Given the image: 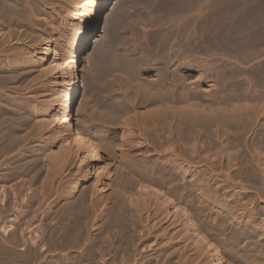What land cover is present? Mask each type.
<instances>
[{"label":"bare ground","instance_id":"bare-ground-1","mask_svg":"<svg viewBox=\"0 0 264 264\" xmlns=\"http://www.w3.org/2000/svg\"><path fill=\"white\" fill-rule=\"evenodd\" d=\"M108 2L109 0H91V2L88 4L85 11L83 12V17L80 20L79 29L76 32V34H74V37H73V41H72L71 49H70L71 59L69 60L68 64L64 65V67H62L61 69L62 70L61 71L62 83L65 85L66 95H65V99L63 103L58 104L59 106L57 108V112L59 113L58 117L60 120L59 125L67 127V130L69 131V133L73 135L71 137L72 139H74L73 141H75L73 143L77 145L78 148L80 149L81 156L78 158V164H76V166L78 167L76 168L78 173L75 172L79 176L80 181H85L88 175H90L88 174L89 172H87V169L92 162H94L95 165H97V168L95 169V171L98 173V175L101 173L99 169L101 168L102 170H104L103 168H105L102 165H100V162H102L104 158L100 145L95 143L93 141L94 139H92L90 135H88V133H85L81 131V129H78L74 125V120L77 119L76 116L79 113V108L77 105V96L79 93L80 83H81L80 75L83 69L82 54L91 36L93 35L97 27L98 21L100 19V16L102 14V11L107 6ZM204 2H205L204 0H127L126 3L124 2L125 5H130L132 8L133 7L136 8V11H137L136 14L139 15L140 17V18L138 17V19H140L147 25L149 24L148 25L149 28L146 31H142L141 29L142 32L141 31L138 32L139 31L138 29V31L136 32L137 29L135 30L134 28L135 30L134 31L132 27L131 29L135 32V33H133V31L131 32L133 33L132 35L133 38L135 35L141 38V42H139L138 45L134 44L135 47L134 48L131 47L132 49L128 48L127 47L128 45H126V47L122 45V47L124 48L123 49L124 52L121 50V52H123L122 55H118L119 53L118 54L116 53L118 51L117 50L118 48L117 49L115 48L116 52L114 51L115 49L112 50V53L114 54L115 52L119 57L115 59L116 62L114 63L113 66L110 64V66L112 67L110 71H115L116 73L118 72L122 73L125 75L124 78L127 77V80H124L126 82L123 81L125 84L123 88H124V92L126 93V94H123L124 95L123 98L124 99L131 98L132 101L134 100V103L136 105H142V104L147 103L149 105L147 104L146 105L150 106V104H152V107L154 106L153 107L154 109L150 110L151 112L147 111L146 114H144L143 112L142 114H144V116L141 117L142 116L141 115L140 116L141 119H143L144 121L146 119L147 120L150 119L153 121V123L154 121L163 122V120L165 121L168 120V122L166 123H169L171 125L169 126V124H167L168 129H169L168 131L169 133L167 134L172 135L173 137L174 136L173 127H174V129L177 131L176 133H179L178 141L181 142L182 145L184 146L183 147L181 145L182 147L180 146V149L182 148L183 149L182 153L184 154L186 153L187 155L189 152L192 151V149L189 148L190 151L188 152L189 149L187 150V144L189 141H186V140L189 138V135L192 134L191 132H193L194 129H197L196 127L197 125H199V123H200V126L202 125V128L203 126H205L204 124H206L207 121L205 123L204 116L207 117L208 116L207 114H210L208 118L211 117L213 119L214 124H215V121L217 122L227 121L228 123H230V125L233 124V125L238 126V125H241L244 121L246 122V120H244L245 118L247 119L246 117L247 115H245V113H248L249 111L248 110L245 111L244 109L243 111H245V113L243 111L242 112L239 111L241 109L239 110L236 109V104L239 102H243L244 104L240 103V105L241 104L245 105V103L248 104L250 100L252 101L254 99L257 100V99L264 98V95L262 93L264 87H262V89L257 87L259 86L258 84H260L261 86V83H258V82L261 79H264V65L254 66L253 69L251 68L252 73H250V76L253 75V78L251 77L252 79L247 77L244 73H242L241 68L242 66H244L243 64L242 66L240 65V67L236 66V64L237 65L241 64L243 60H245L244 62L245 64L246 61H248L251 58H253L255 62L256 61L255 59L257 58L254 59V57H256L257 55L258 57L260 56V58L262 57L259 54L264 51V46L262 47V44L264 43V0H214V2L213 3L211 2L212 4L210 5L212 6L213 11L210 9V11L212 12L209 13V10H208V13L210 16H208L205 19H204ZM208 4H210V2H208ZM131 7L128 6L129 9ZM125 9H127V7ZM116 10L117 12H119L118 10L120 9L116 8ZM116 10L114 9L115 14L118 16L119 13L117 14ZM147 14L148 15L150 14V15L148 16ZM21 15H22V10L18 4H16L12 0H0V22L1 23L3 21H7V23L13 24L14 26V24L17 23L16 22L17 20L22 19L20 18ZM127 17L125 21L126 20L128 21ZM23 21L21 20V22ZM130 22L132 24V20ZM117 23H118L117 19L112 18L111 27L114 26L113 28L116 29L115 26H117ZM121 23L123 25L124 22H121ZM144 23H142L143 26L146 25ZM4 24H6V22ZM118 25L120 26V24ZM5 26H7V24ZM124 27H122V29L125 30L126 28ZM124 30L122 31L124 32ZM14 31H16V29ZM14 31L11 30V33H14ZM115 31L116 30H114V32ZM127 37H128V40L132 39V38L129 39V36ZM127 37H123V38H127ZM8 38L6 40H8ZM12 40L13 41L11 42H14V38ZM128 40H125V41H128ZM2 41L3 40L1 39L0 43ZM132 42L134 41L132 40ZM124 43L126 44V42ZM7 44L9 45L8 41H7ZM7 46L4 45V47L3 46L2 47L6 48ZM18 49L19 48H17V51ZM47 49L48 47H45L44 54H47ZM25 50H27V48ZM25 50H22L19 53L18 57H21V58L24 57V55L26 54ZM208 50H212L213 52L215 51L214 53L218 52V54L220 55V58L223 61H220L221 59L217 58V62L218 60L220 61V63L223 66L222 67L223 69L221 68L220 65H219L220 67L218 68H221L222 70L221 69L220 70L222 72L224 71V75L220 73L219 70H218L219 72L217 71L218 68L217 69L215 68V70L217 73L222 74L223 77L225 76V74L227 75V78L229 77L228 79L230 81H227L226 83H232V85L228 84L229 86H227L225 85L224 83L225 81H224L222 84L218 86L215 85V89L217 86L218 88L216 89L217 91L227 90L228 88L225 89L226 88L225 86L229 88L230 86H232L229 91L227 90L228 92H232L231 90L232 88H234V91L231 93V95L228 98L224 96L226 97V99H222L223 96H221L220 97L221 99H219V96L215 95L216 93L210 90L211 93L212 92L215 93L214 94L215 96L213 94H211V96L213 95L215 98L216 96H218V100H216L217 98L216 99L213 98L209 100H212V102L210 101L211 103H214V101H217L220 103L221 102L226 103L228 105L231 104V107L230 105L228 106V105H223V104L221 105V104H216V103L214 107L212 106L213 108H210L211 105L213 104H211L208 108L205 105L204 107L201 104L193 105L192 103H190L191 101L189 102L188 99L189 98H192V100L193 98L198 99V96L202 95V93H199L200 90L199 91L195 90L196 92L199 93V95H197L195 93L193 94L189 93L187 89H184L181 91L182 92L181 94L179 93L180 94L179 97L176 96L177 95L176 93L179 92L177 91L176 86H178L180 83L190 82L189 81L190 79L189 80L187 79L188 78L187 72H189L188 67L190 68L191 65H194L196 67L199 66L200 62H198L197 59L201 58L202 57L201 54L203 52L205 53ZM116 54H115V57H116ZM2 55H4V53ZM97 55L99 56V54H96L95 57H97ZM208 55L209 54H207V56ZM55 56L56 54L54 51V57ZM18 57L16 61H19L20 58ZM263 58L264 56L262 57V59ZM111 59L114 60V58H111ZM225 59L226 60L230 59L236 64L231 67H228L229 65L225 66L226 63H229ZM13 60L11 62H13ZM99 61H101L100 57L97 59L96 64ZM224 61H226V63ZM8 62H7L8 65L7 64L5 65L4 64L5 62L3 63L0 60V264H29L30 262L34 261L35 258L37 259V257L39 258L40 256H42L41 255L42 253L46 254V253H51L54 251H56V253L54 252L55 254L59 253L61 254L62 257L57 260L54 259L55 261L53 262L51 261L52 262L51 264H96L97 261H99V258L101 257L99 256L98 260L96 261L97 253L107 254L108 257L110 258L108 262L109 264H200L202 260L205 259L206 257L207 259H209L206 264H210V263L211 264H222V261L224 260H222L221 253L226 251L227 249V247H225L226 246L225 243H223L224 241H222L223 240L222 238L224 237L228 241L227 243L230 244V245L228 244L227 245L233 247L235 251V254L234 252L231 254H228V258L231 261L230 263H233V264H264V219H263V223L257 226L250 222L255 218V215L257 213L256 209L254 208L251 209L247 216L248 221L243 222L242 220H240V218L236 217L237 215L235 216L233 214V211L237 210V208L241 209V211H239L241 215H243V213L246 210H248L245 208V206L241 207L242 204L241 205L235 204L233 207L231 206L232 208L231 209L225 206L226 203L223 205L222 203L221 204L214 203L212 204L211 208H212V211L216 212V217L214 216L215 218H213V220H215L213 222L215 223L213 225L212 223L211 225L205 224L204 227H202L201 229L199 225L201 223H198V221L199 222L202 221L201 216L203 214L200 213L199 211L200 209H198L199 212L196 210H194L195 211L194 212V211H189V209H187L188 204L186 205V207L183 206L186 203H184L182 206L180 205L181 201L179 200L180 199L179 197L185 196L187 192L192 191V190H188L186 187V184L188 182L185 176L187 175L186 173L188 171V168H187L188 166L185 167V165L188 162V159L186 163L185 162L178 163L179 165L181 163L180 165L181 168H178L174 165L177 168V169L175 168L176 169L175 170L174 167L172 166L173 164H170L169 162L172 156H170L169 159L165 158L166 160L165 162L161 163V167L164 170L166 167L172 168L174 170V171L171 170L173 171L172 173H167L166 171V173L168 174L167 175L166 173L163 172V170H161L160 167L159 168L157 167V168L162 171V174L160 171H159L160 174H158L157 173L158 170L155 171L157 163L153 162L154 158L153 160L150 158L153 162L152 165H149L150 168H142L146 164L143 165L144 163H141L140 161H138L139 159L137 158V156H135L136 154L133 155L131 153L130 154L131 158L127 160V158L129 157H126L125 158L126 161L123 163L121 162L119 158L120 160L119 164L120 166H122V168L119 167L121 170L118 169L119 170L118 171L116 170L117 166L114 164L115 166L114 173L112 172L113 170L111 169V172L113 173V176L115 175L114 176L115 178L113 179L114 180L113 185L110 187V192L107 191L109 192L108 196H106L108 199L107 202L109 205L106 203V201H104L108 205V207L105 209V211L100 212V214L96 213L98 211L96 208L99 207L98 204L100 201L103 202V199L101 197L103 195L100 196L101 198L100 197L97 198L99 191L94 186L96 184H92L90 186L91 188L90 190H87V188L85 187L83 190V193L81 192L82 190L81 191L79 190L80 191L79 194L80 193L82 194L81 195L78 194L79 196L76 195L77 197L75 196V192L79 189V184L77 182L75 183L73 182L74 184L72 183L73 188H70L72 191L71 192L68 191L67 193H69V195L67 196L64 195L66 192L63 194L64 188H65L64 186H62L61 188L62 190L58 192L57 190H59L60 187L58 189L57 187L58 185L56 183L55 185H57L56 186L57 189H54L55 186L52 185L55 182L54 179L56 178V176H58L59 179L62 180L60 177L62 174L60 173V176H59L58 173L59 171H61V169H63L62 167L68 166V164L72 160L73 155H71L69 151L71 146L70 145L67 146L68 143L66 141L63 144H66V146L69 147V149H66L67 147L65 146H64L65 148H59V150L57 149V151L56 150L51 151L49 149L50 151L48 150L49 152H47V154L43 153L44 149L42 150L41 148H39V145L36 149L30 148L29 151L25 148L26 141L28 140V142H30L35 138L32 137L30 139L25 140L26 137L24 138V131H23V134H21L22 130L24 128H25L24 130H26L27 126L25 125L26 123L29 124L27 122L28 121L27 119L31 117V114L36 115L39 111H42V110L38 111V108L36 107H35L36 108L35 110L32 109L34 104L31 105L32 107L29 106L31 107V110H30V108L25 106L23 103L17 102V100H14V98H12L14 101H10L11 97L9 99L7 95L9 92L8 93L6 92L7 94L5 93V95H2L3 94L2 92L4 90L3 91L1 90L4 88L6 90V87L9 88L8 84L11 82V78L13 77L10 75L12 74L11 68L16 66V64L11 65V63L9 64ZM204 62H206L207 64V61H204ZM217 62H214V63L216 64ZM152 64H154L155 66V70H156L155 78L156 79L155 80L153 79L154 81L152 80V83H150L148 79L146 80L144 78L146 80L145 82L146 84H145L144 83L145 80L144 81L142 80L143 81L142 82L140 81L139 78L141 77L143 72H146L151 69ZM207 65L203 64L202 66L207 67ZM199 67H200L199 68L200 70L201 65ZM209 67L212 68V65L210 64L208 68ZM208 68L206 69V71L210 70ZM202 70H205V69H202ZM10 71L11 73H9ZM248 71H249V68H248ZM203 75H204V71H203L202 77ZM15 76H18V75H15ZM15 76L12 79H15ZM220 76L221 75L216 76L219 79V80L216 79L217 81H219V83H221L220 78H222ZM141 79H143V77ZM178 80H179V84L176 85L175 83ZM18 81L19 80H17L16 82ZM130 82H136V84L138 85V86L136 85L138 89L134 86L137 89L136 91L135 89L134 90L132 89V86L135 84L133 83V85L130 86L132 84V83L130 84ZM147 82H149L150 84L149 83L147 84ZM11 85H10L11 87H14L13 86L14 84H11ZM192 87L194 90L195 87L194 86ZM11 89L14 92L17 89V87L15 88V90L13 88ZM147 90L149 91V93L147 92ZM133 91H135V95L133 94ZM131 93L133 94V96L130 95ZM225 94L226 93L224 94L222 93V95H225ZM14 95H11V96L15 97ZM16 96H19V94ZM20 96H22V94H20ZM120 98H117V99H120ZM123 98H121L120 100L124 101L122 100ZM203 98L208 100L207 97H203ZM29 100L31 102V99ZM120 100H118L117 101L118 103L116 102L115 105L121 103L119 102ZM125 101L127 102H124V103H129L128 100H125ZM176 101L178 102L177 105H179V103L181 105L173 107V104H175L174 102ZM256 102H258V100L255 101V103ZM27 103H28L27 105H30L29 101ZM110 103H112V101L109 102V104L107 103L105 104L110 105ZM171 103L173 104L171 105ZM131 104H133V102ZM232 104H235V105L232 106ZM247 104H246V108L248 109L249 104L248 105ZM259 104L260 103H258V105H255V107L259 109V111L264 110V104L263 103L260 105ZM129 106H126V107H129ZM114 107H115V110H116V107L119 108L118 106H113L112 109ZM126 107L123 106L122 108L124 109ZM257 109L255 111L253 109V111L256 112ZM121 111L124 112V110H121ZM200 111H202L203 114ZM260 113L261 112H259V114ZM254 116L256 115L254 114ZM212 119H209V120L207 119V120L210 121ZM40 120L39 121L41 123L40 122L39 123L42 125L38 124L36 120L35 122L39 125V127L40 126L42 127L40 129L41 131L44 129L46 130L47 128L45 127L49 123H51V120H47L45 118L40 119ZM131 122L133 121L130 120L129 125L131 124ZM135 122H138V121L136 120ZM145 123L147 124V122ZM248 123H246V125ZM133 124L136 125L137 123L133 122ZM133 124L131 125L132 127H133ZM35 125H33V127ZM37 127L36 128L34 127V129L37 130ZM139 127L141 126H138V128ZM142 127L145 128L144 126ZM146 128H148L147 125H146ZM146 128H145V131H147V134H148L149 130H147ZM208 128L209 127L206 126L205 129H208ZM141 129L139 130L141 131ZM163 129H165L166 131V128L163 127ZM40 130L38 129L37 131H40ZM129 130H128V133L133 132V130L131 129ZM197 131L199 132V130ZM34 132L35 131L33 130L32 132H29V133L33 134ZM161 132L164 133L163 130ZM204 132L205 130L203 131V134ZM25 133H27V136H28L27 138H29L28 130L27 132L25 131ZM243 133L244 132H242V134ZM200 134L202 133L200 132ZM33 135L35 136V134ZM125 135L127 134L125 133ZM129 135L131 137L132 134H129ZM143 135L147 136L145 133ZM148 135L150 137L153 136V135L151 136L150 134ZM36 136H37V133H36ZM159 136L158 138L155 137L158 141L160 140ZM124 137L121 136V138L123 139ZM40 138H39V141H40ZM259 138L264 139V136L259 137ZM173 139L175 140V138ZM128 140L129 141H127L126 144L129 143V146H128L129 149H133L137 147L136 143L138 144V141L136 142L135 140L134 142L136 143H134L132 140L133 144H135V145H132L130 139ZM174 140H173V143H174ZM168 141H170L169 136H168ZM178 141H176L175 144H177ZM162 142L159 141L158 143H161L160 145H162ZM170 142L172 143V141ZM36 143L39 144V142H36ZM47 143L50 144V141L47 140ZM118 143L116 142V144ZM123 144L122 145L120 144V145L123 146ZM175 144L173 145L176 146ZM43 145H46V142ZM173 145L172 147L174 148ZM179 145L180 143L178 144V146ZM178 146H176V148ZM24 148L28 152L21 154L20 152H23L22 150H25ZM44 148H46V146ZM169 148L172 149L171 146ZM122 150H124V146ZM173 150L172 152L174 153ZM129 151L130 150H128V152ZM139 152H142V150H140ZM139 152L138 153L136 152V153L139 155L140 154ZM257 152H261V151L257 150ZM257 152L255 153L257 154ZM173 153L172 155H174ZM176 153L180 155L181 152L180 153L176 152ZM191 153L188 156L192 155ZM120 154H121L120 156L123 157L122 155L124 153L123 154L120 153ZM127 154L124 156H127ZM170 154H171V151H170ZM256 154H253V155L257 156L258 154L257 155ZM143 156H144V153H143ZM261 156L262 155H260L259 157ZM111 157H114V156H111ZM174 157L175 155L173 156V158ZM42 158L46 159L49 163H51L50 166L53 165L56 167V168H52L53 166L52 167L49 166L50 168H52V171L56 170L55 172L53 171L54 173L53 175L50 174L52 177V183H51V180H48V182L50 181L48 183L50 184V186L46 188L45 184L47 183V180H45L46 178L42 177V179H44L46 182H43L45 183L43 185L44 187H42L40 190L31 188L29 184L27 185L24 184L25 188L29 185L28 186V188L30 187L29 189H26L25 191L22 190L23 186L22 185L20 186V184L18 185V181L19 179H21L19 177L29 172L31 174V178L30 177L29 178L31 180H36L38 172H40L38 171L37 166L39 162L43 160ZM185 158H189V157L186 156ZM119 160H117V162ZM47 161H43V162L47 163ZM142 162H144V160ZM258 162L260 163L261 161L259 160ZM111 163L112 161H109L108 165H111ZM174 163H176V161ZM108 165H105L107 166L106 167L107 173H105L106 178H108L107 175H110L111 173L109 171ZM255 165H259V164L256 163ZM263 165L258 166V167L260 168L263 167L264 169ZM255 167L256 166H254V168ZM249 168L247 169L250 170ZM47 169L48 168H46V170ZM50 171L48 169L46 173L48 176L45 174L44 177L46 176L50 178L48 174V172ZM254 171L255 170H253V172ZM253 172L251 171V173ZM96 177H97V174H96ZM97 178H99V176ZM25 180H26V177H25ZM184 180H186L187 182L186 184L185 182H183ZM71 181L69 180L68 183ZM63 183H65V186H66V182H63ZM39 185L40 187L42 186L41 183ZM67 185L70 186L71 183ZM105 185H103V187L101 186L102 189L105 187ZM85 186H88V185H85ZM5 187H7L8 190L10 188V191L12 192V196L8 195L11 192H8V194H6L7 192L5 191L7 189L5 190ZM199 188L200 187H198V189ZM65 189L68 190L67 187ZM195 189L197 190V187ZM210 192L212 193L213 191H210ZM214 192H216V190ZM197 193H199V191ZM51 195L53 196V198L50 199L49 202L46 203L45 201H48V198ZM222 195H221V198H222ZM210 197L211 196H209V199ZM104 198H105V195H104ZM175 198L177 199L179 198L178 200L180 202H177ZM205 200H207L208 202L216 201V200L212 201V199L208 200L207 195H205ZM24 201L28 207V210H27L28 215L29 213H31V217L30 219L28 217V219L22 221L23 220L22 216L24 213H26L25 212L26 210H23V209L21 210L18 208V213H15V215L13 213H14V209H16L17 207H20V206H17L16 203L24 202ZM25 203H21V204L23 205ZM45 203L46 205L45 207H43ZM15 204L17 207L15 206ZM21 204H18V205H21ZM99 205H102V204H99ZM207 205L205 207H207ZM192 207L191 209H194ZM100 208L98 209L100 210ZM37 213L41 214V218L39 216L40 224H36L37 223L36 222L35 223L36 225L33 224V227L30 228L28 225L34 220L37 221V218H38ZM235 213L238 214V212H235ZM8 215H13V217L8 218ZM28 215H26V217ZM98 215H100L101 217ZM99 219H102V220L101 222L97 223ZM8 221H11V222L8 223ZM206 221H208V219ZM22 224L24 225L22 226ZM208 236L210 238L213 236L212 239L213 238L217 239L219 236H221L222 238L221 237L219 238H221L220 241H222V243L219 242L218 244L221 243L222 246L225 245L224 247L226 249L220 252V250L217 248L218 246L216 247V245L218 244H215L213 241L214 239L212 240ZM243 237H247V239L255 238L256 241L253 240L254 242L253 243L250 240H248L252 244L251 243H248L249 245H247L246 243L241 244ZM18 243L19 245L23 243L22 245L23 247L18 246ZM16 245L20 248L19 249L21 250L20 252L19 251L15 252V250L13 252L11 250V246H13L14 248V246L16 247ZM156 245H158V247L155 248ZM233 248H230V249H233ZM230 249H228L229 250L228 252H230ZM190 250H192V254L188 253ZM150 251H153V252L150 253ZM69 253H74V255L70 256ZM59 254L56 256H59ZM105 257L103 256L102 258L105 259ZM102 258H100V260ZM102 260H101V263H102ZM204 262L205 260L203 261V264H205ZM32 263L34 264V262Z\"/></svg>","mask_w":264,"mask_h":264},{"label":"rangeland","instance_id":"rangeland-1","mask_svg":"<svg viewBox=\"0 0 264 264\" xmlns=\"http://www.w3.org/2000/svg\"><path fill=\"white\" fill-rule=\"evenodd\" d=\"M12 1L15 2L16 4H18L19 7H21L22 15H21L20 18H22V19L17 20L16 22L18 24L15 22L16 24H14V26H13V24L7 23V21H3L2 23L0 22V33L2 34V35L0 34V37H1L0 41H1V39L3 40L0 43V53H1L0 54L1 55L0 60L3 63L5 62L4 63L5 65L7 64L8 61H9L8 63L9 64L11 63V65L16 64L15 67L11 68L12 74H10V75L13 76L12 78H14L15 75H18V76H15V79L11 78V82L10 83L14 84L13 86L15 88L17 87V89L15 90V88L11 87L12 85L9 83L8 84L9 88L6 87V90L4 88L1 91L4 90L2 92L3 93L2 95H5L6 92L7 93L9 92L8 94L7 93L6 94L8 95L9 99L11 97L10 101L17 100V102L23 103L25 106L30 108V110H31V107H32L31 105L34 104L32 109L35 110L36 108H38V111L42 110V111H39L40 113L38 112L39 114L38 113L36 115L35 114H31V117H29L27 119L28 120L27 122L29 124L26 123V125H25V126H27L26 130H24L25 128L22 130L21 134H23V131H24V138L26 137L25 140L30 139L32 137L36 139V141H35V139H33L30 142H28V140L26 141V147L25 148L28 151L30 150V148H32V149L35 148L36 149L38 147V145H39V148H41L42 150L44 149L43 153L47 154V152H49L50 150L51 151L52 150L53 151H55V150L57 151V149L59 150V148H65V147H67L69 145L71 146L69 151H70L71 155H73V157L70 156V157H72L73 161L71 160L70 163L68 164V166L62 167L63 169H61V171H59L58 174H59V176H60V173L62 174L60 176L62 180H60L59 177L56 176V178L54 179L55 182H54V184H52L53 186H55L54 189H57L56 186L58 185L57 187H58V189L60 187V189L57 190V191L60 192L62 190L61 189L62 186H64L65 188L67 187L68 190L64 188V192H63V194L66 192L64 195L67 196V195H69V193H67V192L68 191L71 192L72 190L70 188H73V184L75 182H77L79 184V189L77 190L78 192L76 191L77 194L75 192V196L76 195L79 196V195H81L83 193V190H84L85 187L87 188V190H90L91 189L90 186L92 184H96L94 186L98 189V191H99L98 193L100 194V195L98 194L97 198H99L101 195H103V196H101L102 199H103V202H101V201H100L101 203L99 202V204H102V205L98 204L99 207H97V205H96V207H97L96 209L98 210L96 213L100 214V212L105 211V209L109 205L108 202H107L108 199H107L106 196H108V194L110 192V187L113 185V182H114V180H113L115 178L114 177L115 175L113 176V173L115 171L114 164L117 166L116 170H118V169L121 170L119 168V167L122 168V166H120V164H119L120 160H121L122 163L125 162L126 161L125 158L129 157V158H127V160L130 159L131 158L130 154L132 153L133 155L136 154L135 156H137V158L139 159L138 161H140L141 163H144L143 165L146 164L145 166H143L141 164L143 166L142 168H150L149 165H152L153 162H155V163H157L155 171L158 170L157 171L158 174H160V172L162 174L161 170H163L164 173H166V171H167V173H172L174 171L172 168L166 167L167 170H166V168L164 170L161 167V163L165 162L166 159H169L170 156H172L171 159L169 160V162H170V164H173L172 166L174 167V169L176 167L181 168L180 167L181 163H183V162L186 163L187 159H188V162L185 165V167L188 166L187 167L188 171L186 173L187 175L185 176L188 183L186 182V180H184L183 182H185V184L187 183L186 184L187 189L188 190H192L193 192L189 191V192L186 193L185 196L179 197L180 199L179 198L178 199L182 203L177 198H175V199L177 200V202H180L181 206L184 203H186V204L183 205V206L186 207V205L188 204L187 209H189V211H194V210L198 211V209H200L199 210L200 213L203 214L202 216L200 215L202 221L201 222L198 221V223H201V224H199L201 229H202V227H204L205 224H210L211 225V223H212V225H213L215 223V222H213V221H215V220H213V218L216 217V212L212 211V208H211L212 204H214V203L215 204H217V203L221 204L222 203V205L226 203L225 206H227L229 208H231V206L233 207L235 204H238V205L242 204L241 207L245 206V208L248 209V210H246L247 212L245 211L243 213V215H241V213H239V211H241V209L237 208L238 211L237 210H235V211L231 210V211H233V214L235 216L237 215L236 217L240 218V220H242L243 222L244 221H248V217L247 216L249 214V211L254 208V209H256L257 213L255 215V218L252 221H250V222L255 224L256 226L263 223V219H264V169H263V167L260 168L258 166H262L264 164V139L259 138V137H263L264 136V113H262V112H264V110L259 111V109H257L255 107V105H258V103H260V104L263 103L264 104V98L263 99H257L258 102H256V103H255V101H257V100H255V99H254L255 101L254 100H252V101L250 100L251 103H250V101L248 102V104H249L248 109L246 108V104L247 103H245V105H242V104H244L243 102H239V103L236 104V109H238V110L241 109L239 111L242 112L243 109L245 111H247V110L249 111L248 113H245V111H243L245 113V115H247L246 116L247 119L246 118L244 119V120H246V122L244 121L242 123L243 125L242 124L238 125V126L233 125V124L230 125V123H228L227 121H222V122L221 121H219V122L215 121V124H216L215 125L214 122H213V119L211 117L208 118V116H210V114L206 113L208 116L207 117L204 116L205 123L207 121V123L204 124L205 126H203L204 129L202 128V125L200 126V123H199V125H197V127H196L197 129H194V131L191 132L194 135H192V134L189 135V138H191V139L188 138L186 140V141H189L188 144H187V150L190 148V149H192V151L193 150H195V151H193V152L191 151L192 152L191 153V152H189L190 149L188 150V152H189L188 155L190 153L192 154V155H190L191 157L188 156L186 153L185 154L182 153L183 149L182 148L180 149V146L182 145V143L178 141L179 133H176L177 131L173 127V132H174L173 135L174 136L172 137V135L167 134V133H169L168 132L169 129H168V125H167L169 123H166V122H168V120L167 121L163 120V122L162 121H159V122L154 121V123H153V121L150 120V119H148V120L146 119L145 121L143 119H141V117H143L144 114L147 113V111L151 112L150 110L154 109L153 108L154 106L152 107V104H150L151 107L147 106V105H149L147 103H146L147 105L146 104L136 105L134 103V100L132 101V99L130 97H129L130 99H128V98L124 99L123 98L124 97L123 94H126V93L124 92V88L123 87L125 86L124 82H126L124 80H127V77L124 78L125 75L122 74V73H119V72L116 73L115 71H110V69H112L110 64L113 66L114 63L116 62L115 59H117L119 57L118 55H122V53L124 52V50H123L124 48L122 47V45L124 47H126V45H128L127 46L128 48H131V47L134 48L135 47L134 44L138 45L139 42H141V38H139V37H137L135 35H134V38H133L132 35H133V33H135L134 31L136 29H137L136 32L138 31V29H139L138 32H140L141 29H142V31H146L149 28V26H148L149 24L147 25L146 23H144L143 21L138 19L139 15L136 14L137 13L136 8H134V7L132 8L130 5H125L127 0H109L107 6L102 11V14H101L100 19H99L98 24H97V27H96L93 35L91 36L86 48L83 51V54H82V67H83V69H82L81 75H80V80H81L80 82L81 83H80L79 93H78V96H77V105H78V108H79V113L76 116L77 119L74 120V125L78 129H81V131H83L85 133H88V135H90V137L92 139H94L93 141L95 143H97L98 145H100V148L102 149L101 151L103 152L102 154L104 156L103 161L100 162V165H102L105 168H103L104 170H102L100 168L101 170L99 169V171L102 174L100 173L98 175V173L95 171V169L97 168V165H95V163L92 162L89 165L88 169H87V172H89L88 174H90V175H88V177H87V179L85 181H80L79 176L76 174V173H78L77 170H76V168H78L76 166V164H78V158L81 156L80 155L81 152H80V149L78 148V146L73 143V142H75V141H73L74 139L71 138L73 135L69 133V131L67 130V127L59 125L60 120H59V117H58L59 113L57 112V108L59 106L58 104L63 103V101L65 99V95H66L65 85L62 83V74H61L62 70L61 69H62V67H64V65L68 64L69 60L71 59V52H70L71 50L70 49H71V44H72V41H73L74 34H76V32L78 31L79 25H80V20L83 17V12L85 11L86 7L91 2V0H15V1L12 0ZM128 6L131 7V8L129 9ZM124 7L125 8L127 7V9H125ZM116 8L120 9L121 11L118 10L119 12H117ZM114 9L116 10L117 14L119 13L118 16L115 14ZM127 16H129V17H127ZM126 17L128 19V21L126 20L127 22L125 21ZM112 18H116L117 21H118L117 26H115L116 29L113 28L114 26L111 27ZM21 20L22 21L24 20V21L21 22ZM131 20H132V24L130 22ZM19 21L21 22V24H20ZM5 22H6L7 26H5L6 25V24H4ZM121 22H124L123 25H122ZM128 22H130V23H128ZM142 23H144L146 25L143 26ZM2 24H4V25H2ZM118 24H120V26ZM122 27H124L126 29L124 30V29H122ZM10 28H12V29H10ZM131 28L133 30L135 28V30L133 31ZM15 29H16V31H14ZM11 30L14 31V33H11ZM114 30H116V31L114 32ZM122 30H124V32ZM132 31H133V33H131ZM7 32H9V33H7ZM11 34H12V36H11ZM14 36H16L17 38L14 37ZM127 36H129V39L130 38H132V39L128 40ZM6 37L7 38L9 37L8 40H6L7 39ZM123 37H127V38H123ZM3 38H5V39H3ZM11 38L12 39L14 38V42H11V41H13ZM125 40H128V41H125ZM132 40L134 42H132ZM7 41H8V43H9V45L11 47L7 44ZM124 42H126V44ZM4 45H6V46L8 45L7 47L9 49L7 47L3 48ZM263 46H264V43L262 44V47ZM45 47H48L47 54H44ZM11 48L12 49L15 48V49L12 50ZM17 48H19L18 49L19 52L17 51ZM24 48L25 49L27 48V50H25ZM115 48L116 49L118 48L117 52H116ZM10 49H11V51H10ZM119 49H120V51H119ZM22 50H25L26 54L24 55V57L21 58V57H18V55H19V53ZM112 50H114L117 54L118 53L119 54L117 55L114 51H113L114 52V54H113ZM121 50L123 52H121ZM54 51H55V54H56L55 57H54ZM10 52H11V54H10ZM110 52H111V54H110ZM214 52L212 50H208L205 53L203 52L201 54L202 57L197 59V61L200 62L199 66L201 65V69L200 70H199V68H200L199 66L196 67L194 65H191L190 68L188 67V71L189 72H187V77H188L187 79L188 80L190 79L189 80L190 82L180 83L179 84V80L176 81L175 84L176 85H178V84L180 85V86L178 85L179 87L176 86L177 91H179L178 93H176L177 94L176 96L179 97V95L182 93L181 91L184 90V89H187V91H189V93H192V94L195 93V94L199 95V93H202V95L198 96V99L197 98H193V100H192V98L188 99L189 102L191 101L190 103H192L193 105H195V104L196 105H200L201 104L203 106L205 105L207 108L211 104H213V105H211L210 108H213L214 105H216V104L228 105L226 103H222V102L220 103V102H217V101H214V103H211L212 100H209V99L215 98L214 97L215 95H218L219 99H221L220 98L221 96H223L222 99H226V97L228 98L231 95V93L234 91V88H232V90H231L232 92H228L232 86H230V88L227 87V86L232 85V83H226L227 81H230V80L228 79L229 77L227 78L226 74L223 77L224 71L223 72L221 71L223 69L222 68L223 66L220 63V61H223V60L220 58V55L218 54V52H216V53H214ZM263 52L259 54L262 57L264 56ZM3 53H4L5 56L2 55ZM206 53L209 54L210 56L208 55L209 56L208 57ZM96 54H99V56L97 55V57H95ZM115 54H116V57H115ZM205 56H207V57H205ZM17 57L20 58L19 61H16ZM99 57H100L101 61H99L96 64V61H97V59ZM262 57L260 58V56L258 57V55L256 57H254V59L255 58L258 59V60L255 59L256 60L255 62H254L253 58H251L249 60L247 59L248 60V61H246V63L248 62L247 64L246 63L244 64L245 60H243L241 62V64H238V65L235 62H233L232 60H230V59H228V60L225 59L229 63H226V61H224V62L226 63L225 66L229 65L228 67H231V66H233L235 64H236V66L240 67V65L242 66V64H243L244 66H242V68H241L242 69V73H244L249 78H251V77L253 78V75L250 76V73H252V69L254 68V66L264 65V58L262 59ZM24 58H26L27 61ZM111 58H114V60H112ZM206 58H208V59H206ZM217 58L221 59L220 61L218 60V62L220 64L217 62ZM232 59H234V58H232ZM12 60H13V62H11ZM14 61H16V62H14ZM204 61H207L208 65ZM214 62H217V63L215 64ZM230 62L233 63V64H231ZM18 63H20V64H18ZM29 64H31V65H29ZM203 64L207 65V67L206 66L205 67L202 66ZM210 64L212 65V68H210V67L208 68V66ZM213 65L216 66V67H214ZM219 65L221 66L222 69L218 68V67H220ZM15 68H17V69H15ZM196 68H198V69H196ZM207 68L210 69V70L206 71ZM215 68L216 69L218 68L217 71L219 70L220 73H222L223 75L220 74V73H217ZM248 68H249V71H248ZM202 69H205V70H202ZM13 70H15V71H13ZM19 71H20V73H19ZM201 71H202V73H201ZM203 71H204V75H203L204 78L202 77ZM205 71L208 72V73H206ZM9 73H11V71ZM13 74H15V75H13ZM218 74L221 75L220 77H222V78H220L221 83H219V81H217V80H219L216 77V76H219ZM142 77H143V79H141ZM155 77H156V70H155L154 64H152L151 65V69L146 71V72H143V74L141 75V77L139 79H140V81H142V80L144 81L145 79L146 80L148 79V81H150V83H152V80L156 79ZM149 78H151V79H149ZM209 78H211V79H209ZM222 79H223V81H222ZM17 80H19V81L16 82ZM146 80L144 81V83L146 82ZM260 81L258 83H261V86H260V84H258L259 86H257V87L262 89V87H264V79H261ZM223 82L225 83V85H227V86H225L226 87L225 89L228 88L227 89L228 91L227 90H221V91L219 90V91H217L216 90V89H218L217 86L222 84ZM133 83L135 85H133ZM148 83L149 82H147V84ZM214 83H216V84H214ZM130 84H131L130 86L133 85L132 86L133 90L135 89V91H136L138 89V87H137L138 85L136 84V82H130ZM196 84H197V86H196ZM262 84H263V86H262ZM215 85H217L216 89H215ZM192 86L195 87L194 90H193ZM180 87H181V89H180ZM11 88H13L15 91L13 92ZM195 90H198V91L200 90V91L198 93ZM210 90L214 91L216 94L214 92L211 93ZM135 91H133L134 95H135ZM147 92L149 93L148 90H147ZM147 92H146V94H147ZM217 92H218V94H217ZM17 93L19 94V96H20V94H22V96H20V97L16 96V95H18ZM222 93L223 94L226 93V94L222 95ZM262 93L264 95V88H263V92ZM10 94L11 95L15 94L14 95L15 97L11 96ZM133 94L131 93L130 95L133 96ZM211 94H213V95L215 94V95L214 96L212 95L213 96L212 97ZM202 96L203 97H207L209 101L207 99L203 98ZM208 96H210V97H208ZM218 96H216V98H217V99L215 98L216 100H218ZM224 96H226V97H224ZM120 97L123 98L122 100H124V101H121ZM12 98H14V100ZM23 98H24L25 102H24ZM117 98H120V99H117ZM29 99H31L32 103L30 102ZM118 100H120L119 102H121V103L115 105ZM125 100H128V102L130 104L129 103H124V102H127ZM26 101L27 102L29 101L30 105H27L28 103ZM111 101H112V103H110L111 106L107 105ZM132 102H133V104H131ZM176 102H174L175 104L171 103V105L173 104V107L181 105L180 103H179V105H177L178 102L177 103ZM105 103H107V104H105ZM240 103H242L241 105L244 106V107H242L240 105ZM112 104H114V105H112ZM35 105H37V106H35ZM229 105L231 107V104H229ZM233 105H235V104H232V106ZM29 106H31V107H29ZM113 106H118L119 108L116 107V110H115V107L112 109ZM123 106L124 107L129 106V107H126V108L123 109L122 108ZM251 106H253V107H251ZM42 107H43V109H42ZM253 109H254V111L257 109L258 112L257 111L254 112ZM121 110H124V112L121 111ZM114 112L117 114V116H116V114ZM143 112H144V114H142ZM200 112L202 113V111H200ZM259 112H261L260 113L261 115L259 114ZM254 114L256 116H254ZM204 115H205V113H204ZM258 115H260V116H258ZM37 116L39 117V119H38ZM36 118L38 119V121H37ZM44 118L47 119V120H51V123H49L47 125V126L50 125L49 127H47V126L45 127V128H47L46 130L43 128L45 131L44 130L41 131L40 129L42 127L41 126L39 127L38 124L41 123L40 119H44ZM206 118L208 120L209 119H212V120L208 121ZM135 119L139 123L135 122L136 121ZM35 120H36V122L38 124L35 122ZM125 120H126V122H125ZM130 120H132L134 123H137V124L135 125V124H133V122H131V124L129 125ZM34 122L36 123V125L38 127L35 125ZM145 122H147V124ZM155 122H157V123H155ZM164 123H166V124H164ZM208 123L210 124V126H209ZM246 123H248L250 126L248 124L246 125ZM132 124H133L134 128L131 126ZM33 125H35L34 127L35 128L37 127V130L39 129L40 131H37L36 129H34ZM40 125H42V124H40ZM126 125L127 126L129 125L132 128L129 127V126L127 127ZM146 125H147L148 128H146ZM170 125L171 124H169V126ZM138 126H141V127L144 126L147 130H149L150 133L148 132V134H150L151 136L153 135V136L150 137L147 134V131H145V128L142 127V129H144V130H142L141 127L138 128ZM206 126L209 127V128L205 129ZM163 127L166 128V131H165V129H163ZM129 129L133 130V132L128 133ZM139 129H141V131ZM27 130H28V133L32 132L34 130L35 132L33 134H35V136L32 133H29V138H27L28 137L27 133H25V131L27 132ZM160 130L161 131L163 130L164 133L161 132ZM197 130H199V132ZM204 130H205V132L203 134ZM241 130H243V131H241ZM137 131H139V132H137ZM200 132L202 134H200ZM242 132H244V133L242 134ZM36 133H37V136H36ZM125 133L128 136L125 135ZM144 133L147 136L143 135ZM129 134H132L131 137H130ZM133 134H134V136H133ZM157 134H158V136L160 135L159 136V139H160L159 141L162 142V140H163V142H162L163 146L160 145L161 143H158L159 141L156 139V138H158ZM261 134H263V135H261ZM167 135L169 136V140L172 141V143H173V140H174L173 138H175V140L178 141L177 144H175L176 141L174 140L173 144L178 146V144L180 143V145L176 148V146H174L170 141H168V136ZM121 136L124 137V139L121 138ZM171 137H172V139H171ZM39 138H40V141H39ZM128 139H130L132 145H135V144H133V142L135 140H136V142L138 141V144L136 142H134V143H136V146H137V147L133 148L134 150L133 149H129V147H128L129 143L126 144V142L129 141ZM166 139H167L168 143L169 142L171 143V145H170V143L169 144L167 143ZM47 140L50 141V144L47 143ZM51 140H52V142H51ZM68 140H69V142H68ZM132 140H133V142H132ZM43 141H44V143H43ZM66 141L68 143L67 146H66V144H63ZM165 141H166V143H165ZM36 142H39V144L36 143ZM45 142H46V145H43V144H45ZM116 142L117 143L119 142L118 143L119 145L116 144ZM190 143H192V144H190ZM120 144L121 145L123 144L124 150H122L123 146H121ZM169 145L171 146L172 149L169 148L170 147ZM172 145L174 146V148L172 147ZM45 146H46V148H44ZM125 146H127L128 148L125 147ZM191 147H193L194 149L191 148ZM161 148H162L163 151L161 150ZM26 149L22 150L23 152H20V153L21 154L27 153L28 151ZM66 149H69V147H67ZM139 149L142 150V152H139L140 151ZM128 150H130V151L128 152ZM172 150L174 151V153L172 152ZM179 150H181V151H179ZM257 150L261 151V152H257ZM132 151H134V152H132ZM170 151H171V154H170ZM72 152H73V154H72ZM136 152L137 153L139 152L140 154L138 155ZM167 152H168V154H167ZM176 152H179V153L181 152V153H180V155H178V153H176ZM255 152H257L258 155ZM111 153H113V154H111ZM120 153H122V154L124 153L122 155L124 158L120 156L121 155ZM125 153L126 154L128 153L129 156H128V154H127V156H124V155H126ZM143 153H144V156H143ZM172 153L175 155L174 158H173L174 155H172ZM253 154H256L257 156H254ZM140 155H142V156H140ZM260 155H262V156L259 157ZM111 156H114V157H111ZM163 156H164V158H163ZM178 156L179 157L181 156V157L179 158ZM184 156L185 157L187 156L189 158H185ZM115 158L117 160H119V158H120V160L117 162V160ZM150 158L152 160L154 158L153 162H152V160ZM42 159L43 160L41 162H39V164L40 165L43 164V163L44 164L41 165L42 168H41V166L39 164L37 166L38 167V171H40V172H38L37 179L36 180H31L30 179L31 178V174L28 172V173H25L24 175H21V177H19L21 179L18 178L20 182L22 180L21 183L18 181V185L20 184V186L22 185L24 187L25 185L29 184L31 188H35V189L40 190L42 187H44L43 185L45 183H43V182H46L45 180H47V183L45 184V187L47 188L48 186H50V184H48L50 181L48 182V180H51V183H52L51 175L54 174L53 171L54 172L56 171V170L52 171V168H56V167L53 166V165L50 166L51 163H49L44 158H42ZM140 159L142 161L144 160V162H142ZM258 159L261 161L260 162L261 164L258 162L259 161ZM43 161H47V163H45ZM109 161H112L111 165H108ZM173 161L174 162L176 161L177 164L174 163ZM72 162L75 163V164H73ZM179 162H181L180 165L178 164ZM122 163H121V165H122ZM256 163L259 164V165H255ZM46 164H48V165H46ZM105 165L109 166V171L110 172H111V169L113 170L112 171L113 173L111 172L110 175H107L108 178H106V176H105L106 175L105 173H107L106 172V167L107 166H105ZM177 165H179V166H177ZM49 166L50 167L53 166V167L50 168ZM254 166H256V167L254 168ZM157 167L158 168L160 167L161 170H159ZM249 167H251V168L253 167V168L251 169ZM46 168H48L49 171H50V169L52 171V173H51V171L48 172V174H49L51 179L49 177H46V176L44 177V175L47 173V170H48V169L46 170ZM189 168H190V170H189ZM247 168H249L252 172H253V170H255L256 172L254 171L253 173H251V171L248 170ZM171 170H173V171H171ZM94 172H96V173H94ZM96 174H97V177L99 176V178L96 177ZM188 174H189V176H188ZM62 176H63V178H62ZM25 177H26V180H25ZM42 177L46 178V179L44 180V179H42ZM110 177H112V178H110ZM187 177H188V179H187ZM38 178H39L40 182H39ZM47 178H49V179H47ZM23 180H25L26 182L23 181ZM28 180H30L31 182L28 181ZM69 180L70 181L72 180V181L68 183ZM78 181H80V182H78ZM111 181H112V183H111ZM63 182H66V186H65V183H63ZM191 182H193V183H191ZM31 183H32L33 186L31 185ZM40 183L42 185L41 187L39 185ZM56 183H57V185H55ZM70 183H71L70 186L67 185V184H70ZM106 183L108 184V186H107ZM8 185H9V183H8ZM85 185H88V186H85ZM103 185H105V187L103 188L104 190L102 189ZM6 186H7V184H6ZM28 186L26 188L24 187L25 189L22 187V190L25 191L26 189H29L30 187L28 188ZM196 187H197V190L195 189ZM198 187H200V188L198 189ZM6 189H7V187H5V190ZM99 189L100 190L102 189V190L100 191ZM79 190L80 191L82 190L81 191L82 193L79 194V192H80ZM215 190H216V192H214ZM107 191H109V192H107ZM198 191H199V193H197ZM210 191H213V192L211 193ZM5 192H7L6 194H8V192H11L10 188H9V190L7 189ZM205 192L206 193L208 192L209 195H208V193L206 194ZM218 192L221 195L223 194L222 198H221V195ZM210 194H212V195H210ZM8 195L12 196V192L9 193ZM104 195H105V198L107 200L104 198ZM199 195H201V196H199ZM205 195H207V199L208 200L212 199V201L216 200L218 202H216V201L208 202L207 200H205ZM214 195H216L217 197L214 196ZM218 195H219V197H218ZM51 196L48 198V201H45L46 203L49 202V200L53 198V196L52 197ZM209 196H211L210 199H209ZM217 198H219V199H217ZM201 200H202V202H201ZM104 201H106V203L108 205ZM21 203H25V201L16 203L17 206H20V207H17L16 204H15V206L17 207L16 208L17 211H16V209H14V213L13 214L15 215V213H18V208L21 209V210L23 209V210H26L25 211L26 213L23 214L24 217L22 216V219H23L22 221L28 219V217L30 219L31 213H29V215H28V211H27L28 207H27L26 203L23 204V205ZM46 203L43 205V207H45ZM18 204H21L22 206L18 205ZM198 204H199V206H198ZM206 205H207V207H205ZM103 206L104 207L106 206V207L104 208ZM43 207H41V208H43ZM100 207L101 208L103 207V208L101 209ZM191 207L194 208V209H191ZM98 208H100L101 211ZM209 209H211V210H209ZM235 212H238V214H236ZM37 214H38L37 221L34 220L33 222H31L28 225L30 228L33 227V224L34 225L40 224L39 216L41 218V214H39V213H37ZM239 214H240V216H239ZM26 215H28V216L26 217ZM98 216H100V215H98ZM10 217L12 218L13 215H8V218H10ZM207 219H208V221L210 223L208 221H206ZM101 220L102 219H99L97 223L101 222ZM204 221H205V223H204ZM9 222H11V221H8V223ZM25 222H24V224H25ZM202 222H203V224H202ZM24 224H22V226ZM26 236H27V234H26ZM212 237L211 238L209 237V238L212 239ZM219 237H221V236H219ZM218 238L217 239L213 238L214 240L212 239L215 244H218L219 242L222 243V241H224L223 243H225V245H226V246L225 245L222 246L221 243L216 245V247L218 246L217 248L220 250V252L224 251V249H226L225 247H227L226 251L221 253L222 260H224V261H222V264H233V263H230L231 261L228 258V254H231L233 252L235 254L234 248L231 247V246H228L230 244L227 243L228 241L225 239V237L224 238L221 237L223 239L222 241H220L221 238H219V239ZM216 240L217 241L219 240V241L217 242ZM248 240H250L251 242H253V240L256 241L255 238L247 239V237H243L241 244H243V243L245 244L246 243L247 245H249L248 243H251V242L248 241ZM19 243H18V246L21 247L23 245V243H21L20 245H19ZM18 246L16 245V247H18ZM16 247L14 246V248H13V246H11V250L13 252H14V250H15V252L16 251L20 252L21 251V250H19L20 248L19 247L16 248ZM156 247H158V245H156L155 248ZM230 248H233V249H230ZM228 249H230V252H228L229 251ZM54 252L56 253V251H54ZM54 252L46 253V254L42 253L41 254L42 256H40L39 258L37 257L38 261L35 258L36 260L34 259V261H32V262H34V264L35 263L36 264H51L53 261H55L57 259H60L62 257L61 254H59V253L55 254ZM152 252L153 251H150V253H152ZM188 253L192 254V250H190ZM58 254H59V256H56ZM97 254H98V256H97ZM97 254H96V258H97L96 261L98 260L99 256H101L100 258H102L103 256L104 257L106 256V257H105V259L102 258L104 260L101 259L102 263H101V260L99 258V261H97L96 264H100V263L101 264H107L109 262L110 258L108 257L107 254H102V253L101 254L97 253ZM69 255L70 256L74 255V253H69ZM206 259H207V257L205 259H203L200 264H203L204 260H205L204 263L206 264L207 261L209 260V259H207V260ZM32 262H30V263L33 264Z\"/></svg>","mask_w":264,"mask_h":264},{"label":"flooded vegetation","instance_id":"flooded-vegetation-1","mask_svg":"<svg viewBox=\"0 0 264 264\" xmlns=\"http://www.w3.org/2000/svg\"><path fill=\"white\" fill-rule=\"evenodd\" d=\"M205 2H204V19L205 18H207L208 16H210L209 15V13H211L213 10H212V6H210L213 2H214V0L212 1H210V0H208V1H206V0H204ZM208 2H210V4H208ZM212 2V3H211ZM206 4V5H205ZM209 5V7H208V5ZM207 7V8H206ZM211 7V8H210ZM209 8V9H208ZM210 9L212 10V11H210ZM208 10H209V13H208ZM208 13V14H207Z\"/></svg>","mask_w":264,"mask_h":264}]
</instances>
